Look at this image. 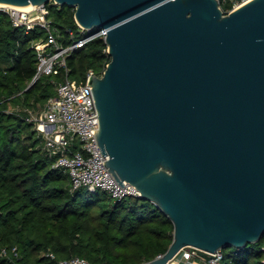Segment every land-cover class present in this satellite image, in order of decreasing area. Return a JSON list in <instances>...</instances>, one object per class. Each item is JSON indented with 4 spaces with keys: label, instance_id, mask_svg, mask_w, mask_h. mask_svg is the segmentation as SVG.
<instances>
[{
    "label": "water",
    "instance_id": "1",
    "mask_svg": "<svg viewBox=\"0 0 264 264\" xmlns=\"http://www.w3.org/2000/svg\"><path fill=\"white\" fill-rule=\"evenodd\" d=\"M53 1L87 32L106 28L94 74V130L105 165L173 223L169 264L186 247L210 258L264 237V0ZM95 117V116H93Z\"/></svg>",
    "mask_w": 264,
    "mask_h": 264
},
{
    "label": "trees",
    "instance_id": "2",
    "mask_svg": "<svg viewBox=\"0 0 264 264\" xmlns=\"http://www.w3.org/2000/svg\"><path fill=\"white\" fill-rule=\"evenodd\" d=\"M50 9L61 34H79L72 8L52 3ZM44 36L42 28L26 33L0 13V252L18 248V256L0 255V264H57L76 256L92 264L151 261L171 245L172 221L147 200L117 201L103 190L73 189L26 119L27 110L40 109L57 94L53 79H63L45 76L32 83L38 57L31 44ZM109 61L105 39L95 38L68 58L71 78L85 83L90 70L102 74ZM263 246L264 237L244 249H224L222 264H264Z\"/></svg>",
    "mask_w": 264,
    "mask_h": 264
},
{
    "label": "built area",
    "instance_id": "3",
    "mask_svg": "<svg viewBox=\"0 0 264 264\" xmlns=\"http://www.w3.org/2000/svg\"><path fill=\"white\" fill-rule=\"evenodd\" d=\"M246 1L248 0H223L231 5L228 11ZM52 3L55 4L50 1L31 8L0 4V13L7 14L13 26L24 28L26 33L39 27L45 32L43 38L31 44L38 57L37 71L32 83L45 76L60 75L63 78L60 81L53 79L57 94L49 98L40 109L27 110L26 119L33 124L44 152L54 160L53 166L70 176L73 189L86 187L91 191L103 190L117 201L136 198L139 196L137 188L129 183H124L125 187H122L105 165L104 162L109 157L103 156L94 133L99 128V117L93 90L88 81L96 73L90 70L87 81L79 83L71 78V68L68 65V58L75 50L95 38L105 39L108 31L104 28L87 32L80 27L78 35L74 30L68 29L65 36L57 29L50 16ZM262 250L264 251V246ZM10 253L18 256V248L4 247L0 255L6 257ZM179 254L187 255L185 264H201L199 259L204 260L205 264H222L224 259L223 250L208 259L201 256L194 247H186ZM47 256L56 259L52 252L47 253ZM12 262L19 264L17 261ZM57 264L92 263L84 257L76 256L59 260Z\"/></svg>",
    "mask_w": 264,
    "mask_h": 264
},
{
    "label": "crops",
    "instance_id": "4",
    "mask_svg": "<svg viewBox=\"0 0 264 264\" xmlns=\"http://www.w3.org/2000/svg\"><path fill=\"white\" fill-rule=\"evenodd\" d=\"M186 254H179L173 261L172 264H185L186 260L188 259V257H186ZM201 260V262H200ZM199 262L201 264H205L204 260L199 259Z\"/></svg>",
    "mask_w": 264,
    "mask_h": 264
},
{
    "label": "bare ground",
    "instance_id": "5",
    "mask_svg": "<svg viewBox=\"0 0 264 264\" xmlns=\"http://www.w3.org/2000/svg\"><path fill=\"white\" fill-rule=\"evenodd\" d=\"M33 5L25 6V8H31Z\"/></svg>",
    "mask_w": 264,
    "mask_h": 264
},
{
    "label": "rangeland",
    "instance_id": "6",
    "mask_svg": "<svg viewBox=\"0 0 264 264\" xmlns=\"http://www.w3.org/2000/svg\"><path fill=\"white\" fill-rule=\"evenodd\" d=\"M12 109H15V110H17L18 108L12 107Z\"/></svg>",
    "mask_w": 264,
    "mask_h": 264
}]
</instances>
